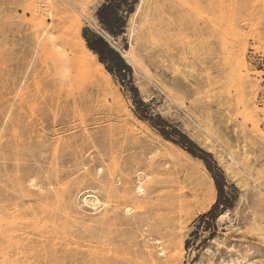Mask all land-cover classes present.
I'll list each match as a JSON object with an SVG mask.
<instances>
[{
    "label": "rangeland",
    "instance_id": "374dc122",
    "mask_svg": "<svg viewBox=\"0 0 264 264\" xmlns=\"http://www.w3.org/2000/svg\"><path fill=\"white\" fill-rule=\"evenodd\" d=\"M41 1L0 0V264H264V0L117 1L120 35L97 16L109 0ZM49 32L66 63L48 58ZM94 34L129 77L100 62ZM169 125L223 172L215 217L213 175Z\"/></svg>",
    "mask_w": 264,
    "mask_h": 264
},
{
    "label": "trees",
    "instance_id": "16d2710c",
    "mask_svg": "<svg viewBox=\"0 0 264 264\" xmlns=\"http://www.w3.org/2000/svg\"><path fill=\"white\" fill-rule=\"evenodd\" d=\"M120 3H128L129 0H117ZM111 6L115 11V17H113V22L109 27H106L110 33L113 35H120L126 25V21L119 12V8L115 7L114 4L109 0L108 3H104L97 11V16L101 21V18L106 15V9ZM110 29V30H109ZM89 48L98 55L99 60L103 63L106 69L117 76H120L122 80L129 77L131 74V67L127 64L122 55L114 49L103 37H100L96 34L93 35L92 39L87 40ZM135 87H132V91H136ZM165 125L168 123L165 121ZM171 126V125H169ZM172 132L177 136V140L171 139L169 133L164 129L160 130V133L167 139L173 140L175 143L186 149L195 157L203 159L213 175L216 188L218 191V199L214 207L209 211L208 215L215 217L219 208L229 207L230 201L226 196L225 186L226 179L223 175V172L217 166L212 167L210 163L206 160L205 156L202 153H199V147L192 141L185 133H183L179 128L171 126Z\"/></svg>",
    "mask_w": 264,
    "mask_h": 264
},
{
    "label": "bare ground",
    "instance_id": "6f19581e",
    "mask_svg": "<svg viewBox=\"0 0 264 264\" xmlns=\"http://www.w3.org/2000/svg\"><path fill=\"white\" fill-rule=\"evenodd\" d=\"M43 4L42 5H44V2H53V0H45V1H41ZM41 5V6H42ZM52 5H54V4H52ZM43 10H46L45 8H42ZM139 11H140V9H138ZM30 11L32 12L33 11V9H31L30 8ZM138 11V12H139ZM147 13V12H146ZM137 13H134L133 14V16L131 17V25H130V27H129V32L130 33H132L133 35H134V33H135V31H136V29H137V24H136V21H135V18H134V16L136 15ZM141 15V14H140ZM34 17L35 18H38V19H42V16L41 15H39V14H34ZM43 20V19H42ZM42 20H41V22H42ZM44 21V20H43ZM45 23V22H44ZM45 33L46 32H48L46 29H44L43 30ZM108 35V34H107ZM48 37H49V40H50V52L48 53V55H49V59L51 60V61H53L54 62V60H55V57H56V55H59V56H61V62L62 63H66V60L67 61H69L68 60V58L66 59V51H65V49H64V47H63V45L60 43H58L54 38H53V33L52 32H49V34H48ZM65 53V54H64ZM122 53H123V55H124V57H126V58H128V59H131V51L130 50H124V51H122ZM59 66H61V65H59ZM63 66H64V64H63ZM62 67V66H61ZM67 67V65L65 64V68ZM63 68V67H62ZM65 68H64V70H65ZM58 71H59V69H58ZM226 163V167L229 169V171H230V173L233 175V176H236L238 173L236 172V167H237V165L238 164H240V161L235 157V156H231V161H226L225 162ZM203 166L205 167V165H204V163H203ZM206 169V168H205ZM207 170V169H206ZM99 171L100 172H103V169L102 168H100L99 169ZM145 177H146V174L144 173V171L141 169V168H136L135 169V179H136V181H137V184H136V187H135V194H137L136 196H138V194H141L142 192H143V190H144V188H143V181H144V179H145ZM31 183L33 184V185H39L40 183H38V181L35 179V178H31ZM212 181L214 182V179L212 178ZM31 184V185H32ZM32 185V186H33ZM93 189V188H92ZM110 190H112V189H110ZM118 190V189H117ZM111 192V191H110ZM113 193H114V191H112ZM125 193H126V195L125 196H127V197H129V196H132V192L131 191H125ZM8 194V193H7ZM112 195V194H111ZM115 195V193L113 194V196H111V197H114V198H116V197H118V196H120V195H118V196H114ZM123 197V196H122ZM118 198H120V197H118ZM123 198H125V197H123ZM135 198V197H134ZM102 198H100L99 197V195L95 192V191H90V190H88V191H86V192H84L83 194H82V200H83V203H84V205L85 206H87V207H89V208H91V209H93V210H98L102 205H104V202L101 200ZM133 199V198H132ZM1 200V199H0ZM2 208V207H1ZM132 208H130V207H125L124 208V213L125 214H129L132 210H131ZM3 212V211H2ZM0 213H1V210H0ZM6 215V214H5ZM113 215H115L114 213L113 214H111V216H113ZM1 218H3V217H1ZM9 218H11V216L9 217ZM7 220V219H6ZM9 220V219H8ZM2 223V222H1ZM4 224V223H3ZM15 224V223H14ZM1 225V224H0ZM5 226V225H4ZM3 227V226H2ZM1 228V227H0ZM7 230V229H6ZM10 230H11V228H10ZM5 231V230H4ZM3 231V232H4ZM1 234H2V232H1ZM0 234V235H1ZM6 235V234H5ZM8 235V234H7ZM2 237V236H1ZM8 237V236H7ZM3 238V237H2ZM1 238V239H2ZM13 238V237H12ZM16 240V239H15ZM19 240V239H18ZM1 241V240H0ZM3 241H4V239H3ZM14 241V240H13ZM9 242V241H8ZM8 242H7V244H8ZM3 243V242H2ZM10 243H11V241H10ZM13 243V242H12ZM4 244V243H3ZM21 244H23V243H21ZM18 245V244H17ZM8 246V245H7ZM25 246V245H24ZM12 247H14V246H12ZM12 247H10V248H12ZM17 247V246H16ZM19 247V246H18ZM26 247V246H25ZM3 248H4V246H3ZM7 249V248H6ZM18 249H20V248H18ZM33 249H35V248H33ZM4 250H5V248H4ZM3 250V251H4ZM23 250V249H22ZM1 251V250H0ZM3 251H1V253L3 252ZM11 251V250H10ZM15 251H17V249L15 250ZM12 252V251H11ZM4 253H6V252H4ZM4 253H2V254H4ZM1 254V255H2ZM162 254V253H161ZM170 260V259H169ZM171 260H174V256H172V259ZM175 261V260H174ZM168 262V261H167ZM24 263V262H23ZM169 263V262H168ZM171 263V262H170ZM173 263V262H172ZM248 264H255V262L254 261H251V262H249Z\"/></svg>",
    "mask_w": 264,
    "mask_h": 264
},
{
    "label": "snow or ice",
    "instance_id": "6c2138e0",
    "mask_svg": "<svg viewBox=\"0 0 264 264\" xmlns=\"http://www.w3.org/2000/svg\"><path fill=\"white\" fill-rule=\"evenodd\" d=\"M111 3L115 5V7H119V3L117 0H111ZM113 17H115V11L114 9L109 6L106 9V15L101 18L100 24L103 27H109L110 24L113 22ZM110 30V29H109Z\"/></svg>",
    "mask_w": 264,
    "mask_h": 264
}]
</instances>
